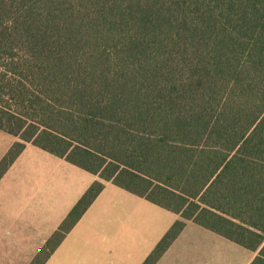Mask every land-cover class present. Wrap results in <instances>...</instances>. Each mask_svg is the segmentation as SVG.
I'll return each mask as SVG.
<instances>
[{
	"label": "trees",
	"instance_id": "16d2710c",
	"mask_svg": "<svg viewBox=\"0 0 264 264\" xmlns=\"http://www.w3.org/2000/svg\"><path fill=\"white\" fill-rule=\"evenodd\" d=\"M0 131L98 177L30 264L108 182L264 264V0H0Z\"/></svg>",
	"mask_w": 264,
	"mask_h": 264
},
{
	"label": "crops",
	"instance_id": "0c3cea01",
	"mask_svg": "<svg viewBox=\"0 0 264 264\" xmlns=\"http://www.w3.org/2000/svg\"><path fill=\"white\" fill-rule=\"evenodd\" d=\"M28 145L0 182V264H30L74 203L66 196L70 181L54 176V171L66 174L68 167H51L56 159L65 160ZM95 207L106 214L103 230L88 236L80 231V220L46 264H143L180 219L119 187L104 190L90 208ZM52 211H60V218ZM257 253L187 222L157 264H251Z\"/></svg>",
	"mask_w": 264,
	"mask_h": 264
},
{
	"label": "rangeland",
	"instance_id": "374dc122",
	"mask_svg": "<svg viewBox=\"0 0 264 264\" xmlns=\"http://www.w3.org/2000/svg\"><path fill=\"white\" fill-rule=\"evenodd\" d=\"M16 139H17L16 137L0 131V154H2L5 150L8 151ZM28 147H31L32 149H34L33 147H36V146L30 144V145H28ZM43 153H46V152H43ZM62 166L68 167L66 174L62 173L61 171H60L61 174L54 171V176H55V178L65 177V178H67L68 181H70L68 183L69 184L67 187L68 194L66 196L71 198L74 201V203L71 205L69 211L65 215V217H67L68 214L70 213V211L73 209V207L79 201V199L87 192V190L91 187V185L97 180V177L94 174H91V173H89V172H87L81 168H78L77 166H73V165H71V164H69L63 160L56 159L55 164H53L51 167L58 168V167H62ZM12 175L15 176V172H13ZM112 187L115 188L117 186L111 182H108L105 184L104 190L112 189ZM7 188H8V186L5 185L4 189L6 190ZM126 192L130 193L128 191H126ZM129 206H131V205H129ZM131 208L136 213L141 212L139 205H133V207H131ZM52 214H53V217L55 219L60 218V211L59 212L52 211ZM102 214H103V212H100L99 208H96V207L93 209L90 208V210L87 212V214L84 217H82V219H81L82 224L80 227V231L87 232L88 236L90 233H92L94 231H98V230L102 231L103 230V223H104V220L106 217V214H104V215H102ZM131 214H133V211H131ZM64 218L62 219L60 225L66 219V218L65 219ZM84 242L88 243L89 241H84Z\"/></svg>",
	"mask_w": 264,
	"mask_h": 264
}]
</instances>
